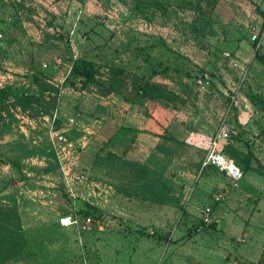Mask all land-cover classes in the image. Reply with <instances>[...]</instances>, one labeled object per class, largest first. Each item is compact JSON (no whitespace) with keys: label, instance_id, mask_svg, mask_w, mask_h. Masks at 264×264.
I'll list each match as a JSON object with an SVG mask.
<instances>
[{"label":"crops","instance_id":"1","mask_svg":"<svg viewBox=\"0 0 264 264\" xmlns=\"http://www.w3.org/2000/svg\"><path fill=\"white\" fill-rule=\"evenodd\" d=\"M8 1L23 3L27 8L44 6L52 22L60 21L52 30L42 32L38 41L44 48L57 43L47 34H62L65 46H69V31L77 17V29L90 20L94 21L93 25L103 27L109 36L92 48L79 52L77 46L78 52L72 48V54L65 55L94 60L98 69L94 82L84 83L81 76H72V61L62 60L65 57L55 56L40 64L38 74L59 87L57 105L50 114L30 117L19 106L10 107L16 120L0 125V182L7 180L9 190L0 195H13L20 210L23 202H30L27 196L49 195L56 190L54 185L58 175L54 172L58 165L48 136V123L54 112L58 118L57 128H61L68 118H73L68 136L84 147L79 154L95 147L93 156L97 159V148L124 128L136 133L138 138L153 142V146L167 145L172 140L167 136L182 141L188 129L174 125L169 117L159 116L165 115L160 105L166 104L155 100L141 105L136 88L127 86L149 79L165 83L169 89L184 96L179 84L187 82L188 77L173 70V57L179 54L200 72L210 73L215 88L229 91L237 99L234 105L229 100L223 102L221 97L225 96L214 90L207 96L206 105L210 110L214 106H218L217 110L223 108V117L230 127L231 135L223 140L222 149L229 143L243 154L250 153L251 157L237 188H233L216 167H202V150L198 149L190 158H181L183 166L178 173L181 184L177 188H165L163 195L159 193L154 199L157 205L172 206L175 202L178 206L175 208L184 216L180 231L170 230L168 242L176 243L172 252H176L179 264H264V108L250 99L255 94L264 97V63L255 56L256 50L264 56V37L256 47L248 30L253 21L264 27V0H106L120 11L121 20L112 26H106L102 21L104 0L99 4L93 0ZM5 17L11 19L9 14ZM93 25L86 35L98 33ZM11 26L13 29L0 32V52L6 55L0 59V88L10 85L26 91L34 86L30 78L33 70L15 62L13 57L21 49L17 31H22L26 39L32 38L26 37L19 21H13ZM31 49L26 47L23 51ZM61 66L64 70L57 76L55 67ZM110 66L123 69L125 75L112 76ZM164 67L163 72L158 71ZM20 71L29 77L17 83L13 73ZM115 83L116 87L111 86ZM104 84L116 90L107 91ZM69 92L96 97L94 111L89 112L96 113L94 119L85 120L84 105L80 106L81 111L66 112L68 105L64 99ZM241 98L249 100L251 112L242 108ZM197 109V126H202L198 130L208 129L203 121L209 120L208 110L202 109V105ZM219 120L212 134L220 129L221 118ZM155 152L162 156L167 154L157 149ZM219 190L226 195L220 202H214L213 196ZM206 205L212 208L214 222L210 226L202 225L199 219V212ZM156 222L159 223L157 219ZM186 255H192L193 260L186 261Z\"/></svg>","mask_w":264,"mask_h":264},{"label":"rangeland","instance_id":"2","mask_svg":"<svg viewBox=\"0 0 264 264\" xmlns=\"http://www.w3.org/2000/svg\"><path fill=\"white\" fill-rule=\"evenodd\" d=\"M6 1L8 0H0V32L13 29L11 23L19 21L25 30L26 37L32 38L26 39L22 31L16 30V38L20 44L18 46L21 49L20 53L15 54L13 60L21 63L23 67L30 68L29 59L34 55L35 68H40L42 62L55 56H62L65 57L62 60H67L68 57L65 55L72 54V48L77 51L78 46L80 52L83 49L92 48L104 37L109 36V33L99 24L93 25L94 21L86 20L80 29L76 27L73 35H69L72 39V44H69L71 49L68 50L69 46H65L66 42L63 39L55 38L52 40L57 43L53 42L52 45L44 48L43 43L40 44L38 40L46 30H52L53 25L60 24V21L53 20L54 24H52L44 6L28 7L30 9L25 13L16 2ZM108 2L104 0V5ZM7 14L11 15V19L5 17ZM115 23L117 22H114V25ZM92 25L97 28L98 33L90 32L91 35L88 36L85 32L89 31ZM0 40L2 41V38ZM68 41L70 43V38ZM26 47L33 49L23 51ZM38 55L42 58L38 59ZM4 57H6L4 52H0V59ZM5 60L9 61V59ZM63 70L62 66L55 67L57 76ZM21 71L13 73L14 81L17 83L26 80V76ZM191 71L190 76H186L188 81L179 84L184 96L179 95L180 99L160 101L166 106L160 105L165 110V115L159 116L169 117L174 125L184 130H198L202 126L200 128L197 126L199 124L196 119L197 107L202 105V109H207L209 112V120H203L208 129H203L202 132L212 134V129L218 126L224 111L223 108L217 110L218 106L210 110L206 100L212 93L199 95L193 78L200 71L195 68ZM28 81L30 82V79ZM116 85L117 83L111 86L116 87ZM136 85L127 84L131 89L136 88ZM107 88L104 84V89L107 91L116 90ZM66 95L64 102L68 105L67 113L81 111L80 106L84 105L85 120L90 121L95 118L96 113H89L94 111L92 109L96 100L94 95L88 93L78 95L75 92H69ZM229 95H231L229 91L228 95L223 94L225 98L221 97L222 101L231 102ZM139 98L138 102L141 105L151 101L143 97ZM13 101L12 97L8 99L10 104ZM28 115L30 116V113ZM186 116L188 117L185 121ZM128 130L124 128L104 141V145L97 148L98 159L93 156L95 147H91V150L88 148L79 154L84 147L76 141L78 153L75 169L87 178L78 185L76 193L79 196L73 204L60 181L59 168H55L54 173L58 175V181L54 185L56 190L49 195L26 197L30 202H23L19 210L24 241L16 256L0 264H126L130 261L147 264H179V260H176V252H172L176 243L168 242V236L172 228L175 233L180 231L184 216L178 208H175L178 206L174 201L172 206H166L157 205L154 199L159 193L163 195L165 188L169 186L177 188L181 184L178 183V173L183 166L180 163L181 158L192 157L198 149L185 144L184 140H169L167 145L158 143L153 146V142L138 138L136 133ZM164 148L166 150H163ZM155 149L165 151L167 154L159 155ZM159 173L161 175H158ZM6 181L0 182V192L9 190ZM0 200L9 204L15 202L11 194L0 195ZM68 213H76L80 216L90 215L94 221L92 229L82 232L76 227L61 226L60 217ZM255 249L258 250V248ZM185 259L192 261L193 256L186 255Z\"/></svg>","mask_w":264,"mask_h":264},{"label":"trees","instance_id":"3","mask_svg":"<svg viewBox=\"0 0 264 264\" xmlns=\"http://www.w3.org/2000/svg\"><path fill=\"white\" fill-rule=\"evenodd\" d=\"M20 9L29 11L30 8L24 6L23 3H16ZM11 6V5H10ZM48 38L62 39L63 35L47 34ZM255 56L259 61L264 63V56L258 54V50L255 51ZM42 58L38 55V59ZM173 70L176 72H182L186 76H190L191 69L195 68L198 71L200 69L193 66V64L185 56L175 54L173 57ZM181 59V60H180ZM67 60L72 61V67L70 74L72 76H81L84 83L94 82L95 74L98 69L95 67V62L92 59L86 57H68ZM33 57L29 59V67L33 70L30 75L33 83V88L28 87V91L14 89L10 85H6L0 88V125H7L16 120L13 113L10 111L11 106H19L23 111L30 113L31 117L40 116L43 114H50L51 110L56 108L57 95L59 93V87L47 82L39 74V68L34 67ZM191 67V69H190ZM164 68L158 70L163 72ZM153 70L154 73L158 72ZM110 72L112 76L125 75L124 70L117 66H110ZM197 75V74H195ZM194 75V76H195ZM26 78L29 75H25ZM137 97H143L151 101L155 100H172L180 99L179 94L174 90L169 89L163 83L150 81L149 79H142L140 83L136 85ZM13 98L12 104L8 103V99ZM252 102L256 105L264 108V97L258 95L250 96ZM169 139L177 141L172 136H167ZM163 150H166L165 148ZM223 152L234 159L235 163L243 171L244 167L248 165V159L251 154H243L231 144H226L223 148ZM158 197V194L157 196ZM211 225V224H210ZM209 225V226H210ZM21 218L18 207L15 202L4 203L0 200V263L13 258L19 251L21 244L24 241L22 236ZM160 238H163L160 236Z\"/></svg>","mask_w":264,"mask_h":264},{"label":"built area","instance_id":"4","mask_svg":"<svg viewBox=\"0 0 264 264\" xmlns=\"http://www.w3.org/2000/svg\"><path fill=\"white\" fill-rule=\"evenodd\" d=\"M94 3L99 4L100 0H93ZM264 10V7H263ZM119 9L108 3L104 5V13L101 15L102 21L106 26L114 25V22L120 20ZM79 17L76 18L69 31V35L72 36ZM250 40L256 42L258 47L261 39L264 37V27L260 26L255 21L251 22L248 26ZM70 38V44L72 39ZM235 65V63H233ZM195 89L200 96L212 93L214 90L221 91L222 94L228 95V93L222 91V89L215 88L213 85V77L208 72H200L194 78ZM231 105L237 103V99L231 94ZM240 104L246 112H251V103L246 98H241ZM56 112L53 113L51 120L48 123V136L50 141L51 149L54 153L56 163L60 171V181L63 184L65 191L71 198L74 204V200L79 196L76 193L78 185L83 180H86V176L81 174L75 169L76 158H77V142L74 138L68 136L67 131L73 123V118H68L61 126L56 127L57 120ZM231 135L230 127L226 123L225 116L221 119V125L218 132L215 134H207L200 130H190L185 134L184 142L187 145H191L204 152L202 159V167L214 166L219 171L223 172L229 179L231 186L237 188L239 181L242 179L244 173L235 161L227 156L222 149L223 140L228 139ZM226 195V192L219 190L214 196V202H220ZM199 219L201 224L209 226L214 222L212 216V208L209 205L204 206L199 212ZM94 223L90 215L80 216L76 213L64 214L59 219L61 226H72L76 227L82 232H88L92 229ZM126 264H147L143 262L130 261Z\"/></svg>","mask_w":264,"mask_h":264}]
</instances>
